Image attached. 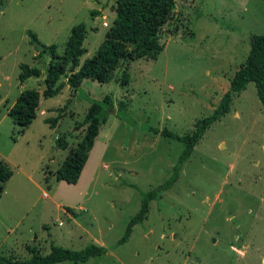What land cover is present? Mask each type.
Here are the masks:
<instances>
[{"label":"rangeland","instance_id":"1","mask_svg":"<svg viewBox=\"0 0 264 264\" xmlns=\"http://www.w3.org/2000/svg\"><path fill=\"white\" fill-rule=\"evenodd\" d=\"M113 5L0 0V159L12 170L0 193L1 255L28 261L56 247L76 252L96 244L107 252L53 264H264V108L254 82L233 95L176 181L150 201L146 217L118 244L142 194L172 174L184 148L154 131L190 134L213 112L247 59L249 36L264 34V0H176L155 59L124 61L107 83L84 79L77 90L64 85L55 96L41 97L23 132L8 115L23 89H45L43 73L18 78L20 63L40 67L29 31L62 54L71 27L85 23L81 64L112 24ZM128 70L131 79L121 86ZM106 94L112 118L101 128L92 165L79 184L57 179L54 172L68 154L56 146L57 136L69 146L81 144L85 108ZM104 143V158L95 163ZM93 169L96 177L89 181Z\"/></svg>","mask_w":264,"mask_h":264},{"label":"trees","instance_id":"2","mask_svg":"<svg viewBox=\"0 0 264 264\" xmlns=\"http://www.w3.org/2000/svg\"><path fill=\"white\" fill-rule=\"evenodd\" d=\"M112 7L115 10L112 24L106 30L93 56L85 59L82 64H79V58L86 52L83 41L87 33L83 22L71 27L62 54L57 53L55 44L44 45L43 50L37 53L45 62L43 79L45 89L42 93L33 88L23 89L7 112L12 121L20 126L19 132H23V129L36 117L41 97H53L60 92L63 85L59 81L63 76L69 88L77 90L84 79L101 83L109 82L114 71L124 61L130 62L140 57L151 59L157 57L162 49L161 31L176 7V0H114ZM29 35L32 40H37L36 35L31 31ZM248 41L250 46L245 63L235 71L230 79L229 89L224 93L217 107L210 115L195 123L192 133L179 135L168 129L154 131L164 137L182 141L184 148L178 162L173 166L172 174L162 184L142 194L140 207L128 220L118 244L126 242L133 226L142 222L146 217L150 201L156 199L161 192L170 188L176 181L181 165L191 155L194 146L203 137L206 129L229 110L235 93L245 89L248 82H254L257 95L264 108V34H251ZM47 56H50V60H47ZM19 67L18 78L21 82L29 77L42 74V69L38 66L20 63ZM128 79V73L124 72L121 76V83L126 84ZM110 108H112L111 101L107 98L102 101L91 100L79 124L80 127L89 125L84 133L86 139H83L81 144L69 146L65 136H57L56 146L68 150L65 159L54 172L57 179L70 183L78 180L87 158V150L92 147L98 124L108 115ZM116 115L119 116L118 111ZM47 120L51 121L52 125L57 123V118ZM11 176V168L0 159V193ZM68 210L72 209L68 207ZM105 251V246L96 244H88L76 252L56 247L50 254L33 255L28 261L11 260L0 253V264H53L65 259L83 261L89 256L102 254Z\"/></svg>","mask_w":264,"mask_h":264},{"label":"crops","instance_id":"3","mask_svg":"<svg viewBox=\"0 0 264 264\" xmlns=\"http://www.w3.org/2000/svg\"><path fill=\"white\" fill-rule=\"evenodd\" d=\"M99 17H102V15L101 16H99ZM105 26V25H104ZM106 26H108V24L106 25ZM34 56H37L36 55V53L34 54ZM141 58H146V57H140V58H138V59H141ZM138 59H135V60H138ZM36 60V62L39 64V66L41 67V69H42V73L44 74V69H45V66H43V62H42V59L39 57V58H37V59H35ZM135 60H132V61H130V62H133V61H135ZM83 63V62H82ZM81 63V64H82ZM80 64V63H79ZM130 71L128 70V72H126V73H128V75H129V79H131V77H130V73H129ZM124 73V72H123ZM122 73V74H123ZM122 76V75H121ZM30 78V77H29ZM63 78V81H62V85L64 86H67V87H69L65 82H66V78L63 76L62 77ZM61 78V79H62ZM28 79V78H27ZM121 80V79H120ZM24 82V81H23ZM120 85L121 86H125V85H127V83L126 84H122V83H120ZM63 86H62V88H63ZM61 88V89H62ZM61 91V90H60ZM60 93V92H59ZM55 96V95H54ZM105 98H107V99H109L110 101L112 100V97H111V95L110 94H106L105 96H104V98L103 99H105ZM90 105V104H89ZM89 105H87L86 106V111H87V109H88V107H89ZM69 110V109H68ZM40 113L41 114H43V115H45L46 114V110L45 109H42L41 111H40ZM70 113V112H69ZM70 114H72V113H70ZM72 115H74V114H72ZM84 117V116H83ZM111 116L109 115H106V117H104V119L98 124V128H97V130H96V133H95V135H94V137H93V144H92V147L89 149V150H87V158H86V161H85V163H84V166L82 167V169H81V171H80V175H79V177H78V180L75 182V183H70V182H67V181H65L66 183H68V184H79L81 181H82V179H83V177H84V175L86 174V172H87V170H88V168H89V166H90V164L92 165V160H93V157H92V154L94 153V151H95V149H97V147H99V146H97V145H99V142H98V140H99V138H100V132H101V128L103 127V124L104 123H106V122H108V121H110L111 120ZM83 119V118H82ZM34 120V119H33ZM112 120H115V119H112ZM32 123V122H31ZM30 123V124H31ZM89 125H85V127H83V126H81V129L83 128V130H84V132L83 133H85V131H86V129H87V127H88ZM107 134V133H106ZM106 134H104V136L102 137V138H105V136H107L108 137V135H106ZM111 135V134H110ZM102 141H103V139H102ZM103 143V142H102ZM106 147H107V145L104 143V145L103 146H101L100 147V149H99V155L97 156V157H95L94 158V162L96 163V162H99V163H101V159H103L104 158V154H105V152H106ZM98 158H100V160L98 159ZM7 163V162H6ZM8 164V163H7ZM93 165H94V163H93ZM93 168H94V166H93ZM96 170V169H95ZM95 170L93 169V171H91V172H89V173H91V176H90V180L89 181H91L92 179L94 180V178L96 177V172H95ZM60 180V179H59ZM45 196H47L48 197V194H46ZM65 207H69V206H65ZM71 209H75L74 207L73 208H71ZM106 248V247H105ZM107 252V248H106V251L103 253V254H105Z\"/></svg>","mask_w":264,"mask_h":264},{"label":"water","instance_id":"4","mask_svg":"<svg viewBox=\"0 0 264 264\" xmlns=\"http://www.w3.org/2000/svg\"><path fill=\"white\" fill-rule=\"evenodd\" d=\"M33 43H34V45H35V47H36V49H37L38 52H40L41 50H43L44 45L40 44V43H39L38 41H36V40H33ZM47 59L50 60V56H48Z\"/></svg>","mask_w":264,"mask_h":264}]
</instances>
